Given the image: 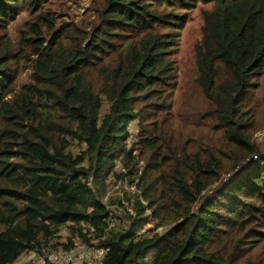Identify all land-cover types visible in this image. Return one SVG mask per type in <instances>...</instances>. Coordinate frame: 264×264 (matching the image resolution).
Here are the masks:
<instances>
[{
  "label": "trees",
  "instance_id": "trees-1",
  "mask_svg": "<svg viewBox=\"0 0 264 264\" xmlns=\"http://www.w3.org/2000/svg\"><path fill=\"white\" fill-rule=\"evenodd\" d=\"M200 2L211 6L195 46L198 124L220 141L189 156L192 130L176 143L156 124L172 106L181 9ZM24 6L37 14L13 41ZM96 11L57 20L49 0H0V264L76 238L104 248L99 264H264V142L243 106L264 75V0H104ZM21 58L35 81L7 97ZM127 175L139 191L122 188L133 212L116 224L103 189Z\"/></svg>",
  "mask_w": 264,
  "mask_h": 264
},
{
  "label": "rangeland",
  "instance_id": "rangeland-1",
  "mask_svg": "<svg viewBox=\"0 0 264 264\" xmlns=\"http://www.w3.org/2000/svg\"><path fill=\"white\" fill-rule=\"evenodd\" d=\"M104 0H49L50 7L56 13L57 20L67 19V20H77L80 21L83 18L89 17L94 18L96 16V7H98ZM211 4H204L200 2L196 7L191 9H181L184 13L183 19L177 24L178 39L174 42L171 51L169 52L173 62L176 66L177 78L173 79L172 86V106L168 108L167 111H163L158 119V124L160 131L167 134L168 137L172 138L176 143H181L183 141V131H191L194 135L190 142L185 143L183 149L186 150L187 155H191L192 150H196L199 146H205L208 144H214L220 141L219 134L213 132L212 135L208 136L207 130H212V128H200L198 112L205 107L204 96L200 90V87L196 81L197 71H196V53L195 46L196 43L202 38V28H203V15L202 10L205 7H210ZM170 9V7H166ZM176 10H179L176 8ZM36 12L28 9L24 6L23 9L17 14V16L12 19L8 24V31L11 39L17 41L21 29H27V22L34 21L36 17ZM91 37L86 41L88 42ZM27 46L33 48L30 41H27ZM14 66L16 67L15 76V86L12 92H10L7 97H13L14 93L20 90L24 83L34 82V72L35 68L31 65L30 61L26 58L16 59L14 61ZM94 82L98 84V78L93 77ZM264 90V75L261 78V83L258 87L251 90L246 96L243 102L244 107H253L256 110V115L258 123L252 130V136L259 142H264V121L261 118V112L264 107L263 101H258L256 104L257 95ZM134 136L137 132V124L131 127ZM194 131V133H193ZM196 134V135H195ZM205 137V140L203 139ZM135 139V138H134ZM133 139V140H134ZM131 140V142L133 141ZM74 153H78L80 145L74 142L71 145ZM143 157V155L141 156ZM145 162V159L142 158ZM184 161V158H183ZM115 169L120 171H126V167L120 162L117 163ZM126 179H119L114 182L115 177H110L105 184L103 189V201L107 208L113 214V220L116 224H122L124 221L123 216L125 212H133V203L128 201L126 198L125 191L122 188L129 190L132 193L139 191V188L135 183L129 182V176ZM125 202L123 206L119 199ZM113 222V223H114ZM153 225L149 223L147 226ZM165 225L156 227V230H162ZM69 231L66 227L60 230V236L57 238L61 242H66L68 240ZM76 245L72 249H66L63 245L55 246L50 245L43 251L27 250L23 252L14 262L10 264H30L33 261H44L53 260L57 264L63 263V254L68 251L71 252L75 258H77L76 263L70 264H94L96 260L97 251L92 248L91 245L84 244L79 238L75 240ZM264 250V240L260 242L256 252ZM67 264V263H66Z\"/></svg>",
  "mask_w": 264,
  "mask_h": 264
},
{
  "label": "built area",
  "instance_id": "built-area-1",
  "mask_svg": "<svg viewBox=\"0 0 264 264\" xmlns=\"http://www.w3.org/2000/svg\"><path fill=\"white\" fill-rule=\"evenodd\" d=\"M92 248L94 250L97 251L96 253V260L94 261V264H99L100 261H101V258L105 252L104 248H98V247H95V246H92ZM63 263H76L78 260L77 258H75V256L71 253V252H68L66 251L64 254H63ZM30 264H47V262L45 263L44 261H33L31 262Z\"/></svg>",
  "mask_w": 264,
  "mask_h": 264
}]
</instances>
